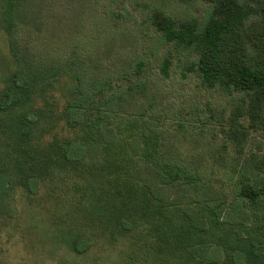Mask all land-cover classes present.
<instances>
[{
  "label": "trees",
  "instance_id": "1",
  "mask_svg": "<svg viewBox=\"0 0 264 264\" xmlns=\"http://www.w3.org/2000/svg\"><path fill=\"white\" fill-rule=\"evenodd\" d=\"M51 1L0 0V231L18 217L21 199L47 206L55 243L78 256L100 243L125 245V264H264V156L237 182L247 223L195 199L201 221L170 201L160 179L192 189L197 176L165 161L159 125L134 116L148 92L146 82L134 83L145 64L102 66L63 17L51 22ZM178 1L206 5L207 14L177 20L153 8V25L195 55L202 88L244 96L224 128L241 151L264 132V0ZM206 248L219 256H205Z\"/></svg>",
  "mask_w": 264,
  "mask_h": 264
},
{
  "label": "rangeland",
  "instance_id": "2",
  "mask_svg": "<svg viewBox=\"0 0 264 264\" xmlns=\"http://www.w3.org/2000/svg\"><path fill=\"white\" fill-rule=\"evenodd\" d=\"M153 8L177 20L203 19L207 14L206 5L190 8L178 0H52L45 13L51 22L63 17L71 38L89 42L102 66L145 64L134 83L146 82L148 92L133 104L134 116L149 127L159 125L165 161L183 162L197 176L192 189L182 181L168 186L160 179L157 183L169 200L186 204L188 212L201 221L196 201L221 206L224 218L247 223L251 215L238 195L237 182L243 168L248 171L249 163L264 156V132H253L241 151L226 138L224 128L234 112L242 109L244 96L202 88L192 71L195 55L163 41L153 25ZM166 60L168 76L162 72ZM145 180L156 183L152 178ZM19 204L18 217L0 231V264H125L123 244L99 243L87 255L71 253L55 243L47 206H30L21 199ZM202 253L213 258L220 254L207 248Z\"/></svg>",
  "mask_w": 264,
  "mask_h": 264
}]
</instances>
